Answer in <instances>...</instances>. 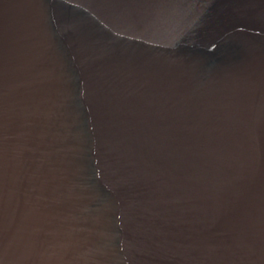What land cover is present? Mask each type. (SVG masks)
<instances>
[{
  "label": "water",
  "instance_id": "1",
  "mask_svg": "<svg viewBox=\"0 0 264 264\" xmlns=\"http://www.w3.org/2000/svg\"><path fill=\"white\" fill-rule=\"evenodd\" d=\"M0 264H264V0H0Z\"/></svg>",
  "mask_w": 264,
  "mask_h": 264
}]
</instances>
